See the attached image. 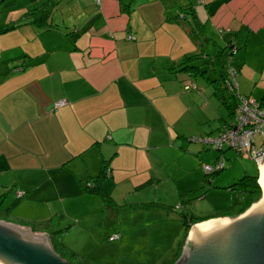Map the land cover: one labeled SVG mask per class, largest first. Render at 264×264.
Segmentation results:
<instances>
[{"label": "crops", "instance_id": "obj_1", "mask_svg": "<svg viewBox=\"0 0 264 264\" xmlns=\"http://www.w3.org/2000/svg\"><path fill=\"white\" fill-rule=\"evenodd\" d=\"M220 51L236 92L264 100V0H0V212L29 210L18 226L41 233L101 206L163 217L148 191L168 160L200 175L210 158L189 136L220 119L212 86L170 66ZM104 164L106 202L85 189Z\"/></svg>", "mask_w": 264, "mask_h": 264}, {"label": "rangeland", "instance_id": "obj_2", "mask_svg": "<svg viewBox=\"0 0 264 264\" xmlns=\"http://www.w3.org/2000/svg\"><path fill=\"white\" fill-rule=\"evenodd\" d=\"M195 37L198 39V36ZM203 74V76L197 74L193 77L199 86H204L210 91L211 87L205 78L210 77L211 74L210 72ZM218 110L220 118L223 120L229 119L227 111L220 103H218ZM207 125L211 126L212 132ZM218 126V117L215 120L208 121V124L205 125V131L206 133L210 132L209 137L213 138L217 135ZM197 135L189 136V138L203 136L201 133H197ZM263 136L264 121L261 130L255 134L253 139L256 147L262 141ZM194 143L193 141L190 146L194 147L196 151L198 148L200 150L202 142L198 141L197 145ZM217 154L223 161L224 167L213 175L208 174L205 176L209 179V184L202 181L204 176L203 164H199L201 174H197L196 177L193 176L194 180H192L191 177L182 176L180 165L176 159L166 161L164 171L167 169L168 171L164 174L165 179L157 183L156 186H152L148 191V196H151V199L156 196L158 201L159 199L165 201L163 203H165L166 208L160 206V209H155L156 212L153 211L155 213L163 212L165 214L164 218L161 215L155 217L146 215L140 218L138 215L147 213H136L131 208L128 210L129 208L121 209L115 206L113 207L115 211H112L113 215L109 217L110 213L107 207L101 206L95 213L87 214L82 222H77V218L74 216L78 214L76 211H70L73 216H63L60 212L52 218L51 222L45 220V222L32 227L46 231L53 252L69 264H174L180 257L189 231L188 228L185 236L183 232L177 237L174 236L178 229L177 224H179V221H177L178 214L183 209L192 217H204L224 209L229 213L234 212L237 207L238 191L236 188H229L228 186L243 174L252 175L257 172L255 163L244 149L236 153L232 149L218 151L212 145H205V150L198 152L199 156L205 155L206 158H210L207 165L214 163L212 160ZM201 160L204 162V159ZM75 200L79 199L75 198ZM157 200H155L156 203ZM103 202H106V200H103ZM230 205L232 206L230 207ZM93 209L92 207V211H94ZM17 210L7 215L0 212V220L4 222H8L6 220L12 221L9 223L14 225L27 224V221L15 218V213L16 217L19 213L28 216L30 211L20 210L17 212ZM223 217L225 216L217 218L224 219ZM109 218L111 219L109 220ZM211 220L215 219L212 218L208 221ZM197 223L199 222L194 224ZM114 231L118 236H122L120 242L114 240V243H112L108 240V235Z\"/></svg>", "mask_w": 264, "mask_h": 264}, {"label": "water", "instance_id": "obj_3", "mask_svg": "<svg viewBox=\"0 0 264 264\" xmlns=\"http://www.w3.org/2000/svg\"><path fill=\"white\" fill-rule=\"evenodd\" d=\"M259 185L261 197L241 213L190 225L174 264H264V177ZM0 264L69 263L46 233L0 220Z\"/></svg>", "mask_w": 264, "mask_h": 264}, {"label": "trees", "instance_id": "obj_4", "mask_svg": "<svg viewBox=\"0 0 264 264\" xmlns=\"http://www.w3.org/2000/svg\"><path fill=\"white\" fill-rule=\"evenodd\" d=\"M13 25H6L2 27L1 30H9L12 29ZM229 54H231V48L229 47ZM222 55V51L218 52L214 57H201V54H188L183 56L180 61H178L176 64H173L170 66L171 70H178V71H184L191 76L199 74L200 76H203L207 69L208 72H210L211 76L208 78H205L208 81V84L212 86L213 89V95L217 98L219 103L224 106L225 110L227 111V116L229 117L228 120H221L220 127L218 128L217 133L221 130L222 126L226 124L227 122L231 121L233 119V116L236 112V106L238 104V98L240 94L235 91L231 90L227 84V73H226V67L224 68V63L221 62L220 58ZM187 85V84H186ZM185 85V86H186ZM243 96V95H241ZM248 97V96H245ZM255 101V100H254ZM257 102V101H255ZM259 105H264V100L257 102ZM264 116V114H263ZM263 119V117H262ZM264 121V119H263ZM262 121V123H263ZM224 150V149H223ZM257 171V170H256ZM216 172H210V173H204L203 176V182L209 183L208 178L205 177L208 174H215ZM109 173V168L106 164L102 165L99 173L91 179L90 182H88V185H86V190L90 193L96 194L103 200H107L103 188L102 183L106 177V175ZM258 175L257 172L255 174H243L241 177L235 179L230 185L229 188H236L238 191V200L236 201L237 209L235 208L234 212H227L226 209L219 211L214 214H210L208 216L204 217H192L188 215L185 211H181L178 214V220L181 225V234L183 232L184 236L186 234V231L190 227V225L196 223V222H205L208 221L207 219L210 218H216L220 216H235L239 213H241L244 209H246L252 202L257 200L260 196V188L258 186ZM235 205V204H232ZM230 205V207L232 206ZM159 206V205H154ZM165 207V205L161 206ZM229 207V208H230ZM166 211V209H165ZM176 218V220H177ZM177 220V221H178ZM205 220V221H204ZM198 224V223H197ZM180 246V241H179Z\"/></svg>", "mask_w": 264, "mask_h": 264}, {"label": "built area", "instance_id": "obj_5", "mask_svg": "<svg viewBox=\"0 0 264 264\" xmlns=\"http://www.w3.org/2000/svg\"><path fill=\"white\" fill-rule=\"evenodd\" d=\"M234 51L235 48H231V53H234ZM226 73V84L231 90L235 91V72L233 69L227 68ZM185 88L195 89L196 86L193 81L190 80L187 82ZM237 98L238 104L233 119L224 124L215 137H192L190 141H199L208 146L212 145L218 151L222 149H232L236 153H239L244 149L249 153L250 158L258 169L259 164L264 161V136L257 147L253 139L255 134L261 130L264 105H259L249 97L237 95ZM64 103L63 100L57 101L54 103L53 107H60ZM223 167V161L218 158L212 165L203 164L202 170L204 173H210L220 171ZM116 238V234L108 236V240H114Z\"/></svg>", "mask_w": 264, "mask_h": 264}, {"label": "bare ground", "instance_id": "obj_6", "mask_svg": "<svg viewBox=\"0 0 264 264\" xmlns=\"http://www.w3.org/2000/svg\"><path fill=\"white\" fill-rule=\"evenodd\" d=\"M264 161L262 163L259 164L258 166V184L260 183V181L263 179L264 177ZM263 166V167H262ZM260 186V185H259ZM225 219V218H224ZM217 220V219H215Z\"/></svg>", "mask_w": 264, "mask_h": 264}, {"label": "flooded vegetation", "instance_id": "obj_7", "mask_svg": "<svg viewBox=\"0 0 264 264\" xmlns=\"http://www.w3.org/2000/svg\"><path fill=\"white\" fill-rule=\"evenodd\" d=\"M181 255V254H180Z\"/></svg>", "mask_w": 264, "mask_h": 264}]
</instances>
